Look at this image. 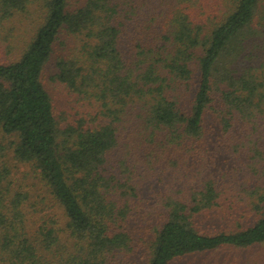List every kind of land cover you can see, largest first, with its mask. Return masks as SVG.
I'll list each match as a JSON object with an SVG mask.
<instances>
[{
	"label": "trees",
	"instance_id": "obj_1",
	"mask_svg": "<svg viewBox=\"0 0 264 264\" xmlns=\"http://www.w3.org/2000/svg\"><path fill=\"white\" fill-rule=\"evenodd\" d=\"M262 244L264 0H0V264Z\"/></svg>",
	"mask_w": 264,
	"mask_h": 264
},
{
	"label": "rangeland",
	"instance_id": "obj_2",
	"mask_svg": "<svg viewBox=\"0 0 264 264\" xmlns=\"http://www.w3.org/2000/svg\"><path fill=\"white\" fill-rule=\"evenodd\" d=\"M45 82L55 97L60 113L65 114L67 108L72 112L73 98L69 96L63 85ZM69 112V111H68ZM176 264H264V244L248 249H220L212 252L194 254L180 259Z\"/></svg>",
	"mask_w": 264,
	"mask_h": 264
}]
</instances>
